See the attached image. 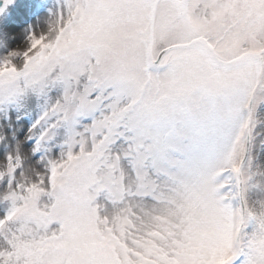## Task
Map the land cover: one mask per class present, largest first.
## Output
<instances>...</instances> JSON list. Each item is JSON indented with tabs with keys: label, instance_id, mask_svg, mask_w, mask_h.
<instances>
[{
	"label": "snow or ice",
	"instance_id": "6c2138e0",
	"mask_svg": "<svg viewBox=\"0 0 264 264\" xmlns=\"http://www.w3.org/2000/svg\"><path fill=\"white\" fill-rule=\"evenodd\" d=\"M0 264H264V0H0Z\"/></svg>",
	"mask_w": 264,
	"mask_h": 264
}]
</instances>
